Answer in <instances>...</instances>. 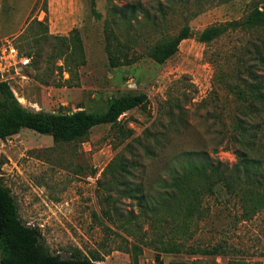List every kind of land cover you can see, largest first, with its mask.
I'll return each mask as SVG.
<instances>
[{
    "label": "rangeland",
    "instance_id": "rangeland-1",
    "mask_svg": "<svg viewBox=\"0 0 264 264\" xmlns=\"http://www.w3.org/2000/svg\"><path fill=\"white\" fill-rule=\"evenodd\" d=\"M135 1L141 2L147 13H158L156 0H110L117 6ZM96 2L103 16L100 21L92 15L87 0H0V42L12 41L31 60V65L21 70L26 78L13 73L10 86L20 103L35 111L104 113L111 100L127 94H146L148 108L131 110L121 118L123 127L133 133L130 138L126 130L119 134L111 125L95 127L84 141L72 143H56L50 136L23 129L0 142V183L11 190L22 221L41 231L51 253L71 258L81 251L88 258L101 256L104 260L99 264H130V254L124 250L126 241L116 232L132 240L105 223L103 212L108 206L113 210L117 202L115 207L122 215L118 218L123 221L130 213L137 214L140 207L122 196L123 188H104L105 169L122 156L126 164L134 165L131 181L141 183L145 191L156 192L179 166L201 160L199 153L231 165L238 162L235 151L239 147L224 134L232 128L231 115L238 104L220 79L231 82L240 69L264 68L258 60L264 57V29L230 32L209 44L197 37L208 27L244 18L264 0H192L191 8L197 13L190 22L194 36L182 41L174 56L164 64L148 56V47L161 40L160 32L149 28L141 38L140 59L117 69L109 66L105 49L109 0ZM172 16L168 28L175 35L183 18L179 12ZM35 21L46 24L49 34L59 39L51 41ZM75 28L81 32L87 64L71 77L61 70L64 61L53 48ZM37 51L43 52L35 62L34 56L27 54ZM241 78L246 81L247 77ZM169 94L180 106L174 109L173 119L165 114ZM180 114L182 120H178ZM90 177L97 181L90 182ZM206 205L208 218L188 246L212 248L228 242L236 258L264 264V214L239 222L238 206L229 202L221 187ZM143 230L150 232L149 241L155 240L154 229L144 226ZM161 261L156 260L155 250L143 247L139 264H228L221 256L190 252L165 253Z\"/></svg>",
    "mask_w": 264,
    "mask_h": 264
},
{
    "label": "trees",
    "instance_id": "trees-1",
    "mask_svg": "<svg viewBox=\"0 0 264 264\" xmlns=\"http://www.w3.org/2000/svg\"><path fill=\"white\" fill-rule=\"evenodd\" d=\"M87 1L94 18L102 20L96 0ZM156 2L158 13L153 15L146 12L141 2L117 6L109 0L104 35L111 68L128 67L140 59L139 47L143 46L141 38L149 28L161 34V40L148 47V56L158 64H164L174 56L182 41L193 38L190 22L197 13L191 8L192 0ZM178 12L183 18V26L177 34L171 35L168 17ZM141 13L144 14L143 17ZM35 24L44 29L51 41L59 39L49 34L46 24L39 21H35ZM258 29H264V4L256 5L240 20L204 29L197 39L203 44H209L230 32ZM60 40L63 42L53 48L54 54L64 61L61 70H67L74 77L87 64L81 32L75 28L68 37H60ZM262 44L264 48V43ZM42 52L37 51L34 55L28 53L27 56H34L35 62H38ZM258 60L260 66H263L264 57H258ZM241 75H246V81L240 79ZM234 78L235 81L230 82L221 76L220 80L238 104L235 113L231 115L232 128L229 133H224L230 143L239 147L235 151L238 158L235 165L210 158L207 153H199L201 160L187 161L179 166L164 181L163 188L156 192L145 191L141 183L131 181L134 171L130 168L134 165L126 164L122 156H117L115 162H111L105 169L103 180H107V183L104 188L108 191L123 188L122 196L135 200L140 207L137 214L132 212L123 221L120 220L121 211L115 207L117 202L113 203V210L108 206L103 212L107 220L105 223H111L132 240L129 241L116 232L126 241L124 250L130 254V264H139L144 246L156 251L159 263L165 253L190 252L221 256L228 259V264H249L234 256L235 249L228 242L219 243L212 248L196 249L188 246L196 229L208 218L209 208L206 202L217 196L219 187L225 192L229 202L238 206L239 222H250L264 214V68L257 71L253 67L240 69ZM168 96L164 104L165 114L173 119L174 109L180 106L174 96ZM149 103L146 94H127L111 100L104 113L85 109L74 112L35 111L20 103L8 83L0 82V142L19 134L23 129L50 136L56 143L82 142L95 127L101 125H111L112 128H117L119 134H123L126 127L121 124V118L137 108L146 110ZM179 116L178 120H182V115ZM216 119L219 120L220 117L217 116ZM126 132L127 138L133 135L130 131ZM144 226L154 229L155 240L149 241L150 232L143 230ZM103 260L101 256L88 258L81 251L75 252L71 258L51 253L42 240L41 231L22 221L11 190L0 183V264H99Z\"/></svg>",
    "mask_w": 264,
    "mask_h": 264
},
{
    "label": "built area",
    "instance_id": "built-area-1",
    "mask_svg": "<svg viewBox=\"0 0 264 264\" xmlns=\"http://www.w3.org/2000/svg\"><path fill=\"white\" fill-rule=\"evenodd\" d=\"M30 65V58L22 55L19 48L12 41L0 42V82H6L10 85L13 73L26 78L21 75V70L22 68H28ZM89 181L94 183L97 181V177H90Z\"/></svg>",
    "mask_w": 264,
    "mask_h": 264
},
{
    "label": "crops",
    "instance_id": "crops-1",
    "mask_svg": "<svg viewBox=\"0 0 264 264\" xmlns=\"http://www.w3.org/2000/svg\"><path fill=\"white\" fill-rule=\"evenodd\" d=\"M66 21V20H65Z\"/></svg>",
    "mask_w": 264,
    "mask_h": 264
}]
</instances>
